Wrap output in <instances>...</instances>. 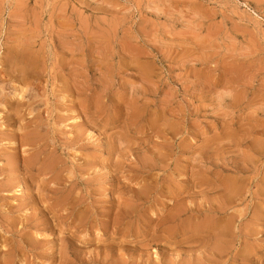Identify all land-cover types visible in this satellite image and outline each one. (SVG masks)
I'll return each instance as SVG.
<instances>
[{
    "label": "rangeland",
    "instance_id": "374dc122",
    "mask_svg": "<svg viewBox=\"0 0 264 264\" xmlns=\"http://www.w3.org/2000/svg\"><path fill=\"white\" fill-rule=\"evenodd\" d=\"M0 264H264V0H0Z\"/></svg>",
    "mask_w": 264,
    "mask_h": 264
}]
</instances>
